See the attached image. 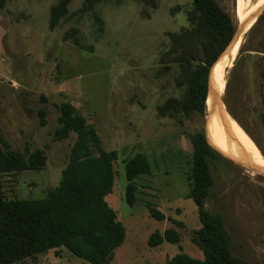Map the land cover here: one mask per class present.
Masks as SVG:
<instances>
[{"label":"rangeland","instance_id":"obj_1","mask_svg":"<svg viewBox=\"0 0 264 264\" xmlns=\"http://www.w3.org/2000/svg\"><path fill=\"white\" fill-rule=\"evenodd\" d=\"M63 1L6 0L0 8V134L13 149L40 148L47 156L41 169L4 175L6 197L43 199L59 184L77 139L75 133L63 140L55 135L59 107L68 101L95 127L102 147L118 152L106 200L126 238L109 264H165L179 252L203 258L192 240L201 222L188 197L194 150L189 134L207 131L221 150L222 137L211 106L186 117L174 105L185 90L177 85L171 35L195 28L192 0H68L67 13L52 29L51 10ZM216 1L240 22L239 0ZM250 1L258 7L259 0ZM244 38L225 68L219 105L236 115L264 156V10ZM221 65L219 58L212 85ZM138 152L148 156L151 173L137 179V201L130 205L125 164ZM219 156L211 160L215 184L206 206L224 218L234 255L264 264V174ZM150 206L165 219L152 217ZM167 228L180 232V244L151 247L150 235ZM17 264L91 263L60 247Z\"/></svg>","mask_w":264,"mask_h":264},{"label":"trees","instance_id":"obj_2","mask_svg":"<svg viewBox=\"0 0 264 264\" xmlns=\"http://www.w3.org/2000/svg\"><path fill=\"white\" fill-rule=\"evenodd\" d=\"M67 1L52 8V29L67 13ZM5 2L0 0V8ZM192 2L194 10L190 14L197 18L195 28L171 35L177 47L174 51L179 68L177 85L185 90L181 99L174 100V105L186 117L206 112L212 67L230 44L237 26L216 0ZM97 20L102 28L101 19ZM59 110L60 127L55 132L56 139H66L71 133H75L77 139L62 169L59 184L48 191L46 198L6 197L4 175L41 169L46 165L47 156L40 148L33 151L13 149L0 134V264H17L60 247L91 264H109L116 248L125 241V226L106 200L115 183L117 150L108 151L102 147L95 127L71 102H63ZM189 137L194 150L192 169L187 174L188 197L196 204L201 222L192 240L202 249L204 257L179 252L165 264H261L234 255L232 236L224 218L207 208L206 202L215 184L211 160L221 158L208 144L204 131L189 134ZM125 172L128 180L126 201L134 205L137 179L151 173L148 156L143 152L136 153L126 161ZM149 212L157 220L165 219V214L156 207L150 206ZM165 241L180 244L182 236L175 228L154 231L148 244L155 248Z\"/></svg>","mask_w":264,"mask_h":264},{"label":"bare ground","instance_id":"obj_3","mask_svg":"<svg viewBox=\"0 0 264 264\" xmlns=\"http://www.w3.org/2000/svg\"><path fill=\"white\" fill-rule=\"evenodd\" d=\"M263 4L264 0H259V2L256 4V6L258 5V7L255 8V3L253 4L252 1L239 0L237 9L239 21H244L252 12L257 10ZM248 9L249 11H252L249 12L247 11ZM242 40L243 37L241 36L240 39L237 40L236 44L234 45L231 54L228 53L230 57H228V55H226L227 53H225L223 57L220 58L222 65L217 73L215 82L213 84L214 90L216 91L219 97L221 96V93L225 87V68L231 66L234 58L238 53V48ZM207 103V105L211 106V97H208ZM216 107L219 109V113L216 112L214 113V115H212L214 112L213 109V111L210 113V116L211 118H215L221 122L219 127V125L214 121L219 136L222 137V143L220 145L222 150L234 158L241 159L244 162L251 160L264 168L263 153H261V151L253 143V141L243 132L239 123L233 117H231L230 114L223 108L224 106L216 104Z\"/></svg>","mask_w":264,"mask_h":264},{"label":"water","instance_id":"obj_4","mask_svg":"<svg viewBox=\"0 0 264 264\" xmlns=\"http://www.w3.org/2000/svg\"><path fill=\"white\" fill-rule=\"evenodd\" d=\"M263 10H264V4L261 7H259L257 10L252 12L244 21H240L237 24L235 34H234L230 44L228 45L226 50L221 54V56L219 58L223 57V55L225 53L229 52L231 54V51L233 50V47L236 44L237 40H239L241 36L244 38V36L251 30V28L258 21L260 14ZM212 71H213V67H212L211 73H212ZM209 97H211V99H212L211 110H210V113H211L213 111L214 107L216 106V104L219 105V103L221 101V98L218 96V94L216 93V91L214 90V87L212 85L211 74H210V82H209ZM205 134H206L208 144L217 154H219V155H221V156H223V157H225L231 161H234V162H236V163H238V164H240L246 168H249L252 171H256L260 174H264V168L262 166L256 164L255 162H253L251 160L244 162L241 159H237V158L230 156L229 154L223 152L221 149H219L216 145H214L211 142L207 131H205Z\"/></svg>","mask_w":264,"mask_h":264}]
</instances>
